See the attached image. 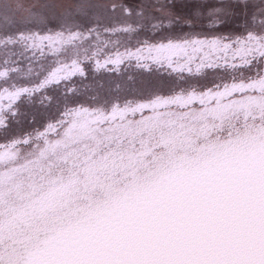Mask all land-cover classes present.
<instances>
[{"label": "snow or ice", "instance_id": "1", "mask_svg": "<svg viewBox=\"0 0 264 264\" xmlns=\"http://www.w3.org/2000/svg\"><path fill=\"white\" fill-rule=\"evenodd\" d=\"M37 6L56 7L15 8ZM40 19L0 27V264H264V0H75ZM128 67L173 85L85 84Z\"/></svg>", "mask_w": 264, "mask_h": 264}, {"label": "rangeland", "instance_id": "2", "mask_svg": "<svg viewBox=\"0 0 264 264\" xmlns=\"http://www.w3.org/2000/svg\"><path fill=\"white\" fill-rule=\"evenodd\" d=\"M75 0H3V3L7 5V8H0V27H4L7 23H11L16 26H31L41 23L40 17L47 16L48 14H59L63 11V6L70 5L74 3ZM92 3H102L103 0H90ZM185 3H199V4H218L220 0H183ZM22 4L24 7H29L34 4H50L55 5L56 7L48 9L47 11L40 8L34 7L32 11L37 15L32 17L28 12L23 9L16 10V4ZM62 6V7H60ZM213 9H208L204 14L205 28H211L213 25L209 22L208 16ZM7 17V19H6ZM199 19V18H198ZM232 28H237L238 25H232ZM197 30H200L199 26ZM145 77L142 75L138 79H133L134 81H86L85 84L97 89H100L102 86V92L107 94L110 91L112 93L122 92L128 95H139V94H148L149 92L164 89L167 90L168 87L173 85V82L168 78L167 74H148L144 73ZM163 76V79H161ZM214 77L209 74L207 79L200 80V84H210ZM180 83V81H176ZM195 83V81H193ZM80 84V83H79ZM81 86V84H80ZM82 87V86H81ZM84 91V87H82ZM25 110L28 112V120H31L33 117L35 119V125L32 127L39 126L48 116V113L44 109L40 108L38 105L36 107L25 106ZM29 128L30 125L26 120L25 123L18 127L16 131L19 133L23 129Z\"/></svg>", "mask_w": 264, "mask_h": 264}, {"label": "flooded vegetation", "instance_id": "3", "mask_svg": "<svg viewBox=\"0 0 264 264\" xmlns=\"http://www.w3.org/2000/svg\"><path fill=\"white\" fill-rule=\"evenodd\" d=\"M49 63H51V61H49ZM144 73L147 72H141L139 69L135 67H128L126 71H123L120 74L109 72L103 69L95 73H92L90 70L88 81H101V79L103 81H134L133 79H138L141 75L145 77ZM73 79L75 81V86L80 87L82 91L83 88L79 84L81 78L75 77Z\"/></svg>", "mask_w": 264, "mask_h": 264}]
</instances>
